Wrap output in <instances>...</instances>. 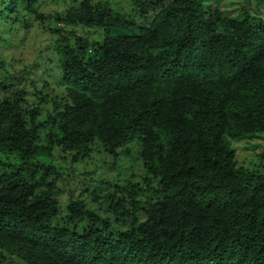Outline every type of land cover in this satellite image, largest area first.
Returning a JSON list of instances; mask_svg holds the SVG:
<instances>
[{"label": "trees", "instance_id": "trees-1", "mask_svg": "<svg viewBox=\"0 0 264 264\" xmlns=\"http://www.w3.org/2000/svg\"><path fill=\"white\" fill-rule=\"evenodd\" d=\"M221 1L131 0L134 18L0 0V44L33 20L60 76L28 83L0 54V264H264V172L231 147L264 135V0ZM134 142L140 174L73 180L96 148Z\"/></svg>", "mask_w": 264, "mask_h": 264}, {"label": "rangeland", "instance_id": "rangeland-1", "mask_svg": "<svg viewBox=\"0 0 264 264\" xmlns=\"http://www.w3.org/2000/svg\"><path fill=\"white\" fill-rule=\"evenodd\" d=\"M93 1L106 2L110 12L113 14H122L126 17L136 18V11L131 0ZM245 4L246 0H222L218 6L227 14H236L238 9ZM63 7L64 4L61 3L54 4L47 2L40 11H60ZM248 8L250 7L248 6ZM138 23H140V20H138ZM30 25L31 27L28 26V29L23 28L25 33L19 31L18 33L16 32L13 34L14 36L10 35L9 29L7 30V37H4L7 42L5 43L3 40L0 44V54L9 58L6 71L9 72V69L12 71H24L25 67H27L25 69V75L28 83L34 82L37 84L38 80H44L47 81V83L58 82L60 76L51 72L49 68L44 69V64L40 62L42 58L48 60V55H51L52 50H54L52 47L53 45L49 40H46V37L39 36L38 38H34L35 23L33 20H31ZM22 26L23 25H20V27ZM82 33L91 39L98 38V29L95 28H86ZM10 58L13 59L12 62H10ZM21 81L24 82L25 79H22ZM231 147L235 149V157L238 164L257 172H264V155L263 157H260V154L264 153V135L263 137L234 141L233 145L231 144ZM125 148L129 149V153L122 152L120 149L118 150L119 152L117 156L107 154L102 148H96V150L91 153V158H89L88 162L74 164L70 167L69 172L71 173L73 180L75 183L79 184L78 186L80 188V183L87 182L88 178H92L99 182H108L110 184L119 180V182L116 183L120 184L126 182L127 179L131 178L133 175L136 176L137 174H140L138 155L140 149L139 144L137 142L130 143ZM59 164L62 166L64 165V162L61 160L59 161ZM76 191L79 192L80 190ZM89 193H91L90 188L87 189V191L84 190L79 195H83L81 199L84 202H87L91 209H96L98 213L103 215L106 211V204L99 197H94L95 199H93L92 194ZM103 193L104 191L101 192V195Z\"/></svg>", "mask_w": 264, "mask_h": 264}]
</instances>
